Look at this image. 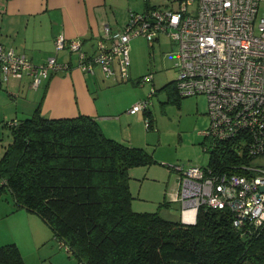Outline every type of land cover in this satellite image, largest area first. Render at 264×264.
<instances>
[{
    "label": "trees",
    "instance_id": "1",
    "mask_svg": "<svg viewBox=\"0 0 264 264\" xmlns=\"http://www.w3.org/2000/svg\"><path fill=\"white\" fill-rule=\"evenodd\" d=\"M54 47L68 50H57L55 43ZM96 68L103 73L96 66L90 74ZM24 76L28 75L21 79ZM164 90L175 102L183 97L174 81ZM142 101L150 103L148 96ZM148 106L139 111L144 122L149 120L147 126L144 123L147 131L152 127ZM4 127L10 141L0 156V198L8 194L14 211L22 209L40 218L74 264H264V227L235 228L229 208L200 206L193 224L165 219L158 210L132 209L129 172L156 161L142 147L107 137L93 118L82 114L49 118L38 103L31 116L7 121ZM202 137L209 161L201 168L214 174L243 173L239 169L249 160L226 143ZM166 204L163 199L158 209ZM0 264H24L14 243L0 246Z\"/></svg>",
    "mask_w": 264,
    "mask_h": 264
},
{
    "label": "built area",
    "instance_id": "2",
    "mask_svg": "<svg viewBox=\"0 0 264 264\" xmlns=\"http://www.w3.org/2000/svg\"><path fill=\"white\" fill-rule=\"evenodd\" d=\"M264 0H185L175 9L150 8L128 12L121 31L105 28L107 48L98 41L96 51L87 55L81 40H55L57 50L67 48L79 56V68L93 73L99 66L106 76L128 79L130 42L138 37L148 42L164 34L178 47L175 65L176 89L180 96L204 95L208 103L209 126L201 135L226 143L247 164L241 174H214L198 166L175 167L180 174L181 221L194 223L189 213L200 206L229 208L235 228L245 224L264 227V168L251 166L252 158L264 157ZM118 73L115 74L114 64ZM54 57L45 64H32L13 48L0 45V73L4 82L12 76L31 77L37 88L52 72L67 70ZM153 80L142 76L137 84ZM154 89L148 95L151 99ZM139 101L129 110L136 113L149 104ZM149 120H145V125ZM83 264V263H78Z\"/></svg>",
    "mask_w": 264,
    "mask_h": 264
},
{
    "label": "crops",
    "instance_id": "3",
    "mask_svg": "<svg viewBox=\"0 0 264 264\" xmlns=\"http://www.w3.org/2000/svg\"><path fill=\"white\" fill-rule=\"evenodd\" d=\"M121 1L125 2V6L119 9ZM152 7L157 6L150 4L149 0H0V45L14 48L34 65L43 64L50 56H55L61 64L70 65L69 70L52 74L49 80L43 81L37 88L30 87L29 76L20 80L10 77L4 82L0 73V127L6 129L4 124L7 121L31 116L40 103L41 113L49 118L86 115L98 122L107 137L141 147L143 137L135 127L141 123L143 114L129 112L138 102L137 98L128 101L107 98L109 96L105 88L111 87H104V81L110 77L101 73L100 69H96L94 74L83 72L79 68L78 55L68 50L56 51L54 43L59 35H63L67 41L81 39V50L91 55L96 51L98 41H103L107 48L110 46L105 38L106 27L112 33L121 31L129 11L141 13ZM161 35L165 37L164 34ZM161 35L154 42H159ZM129 66L130 75L137 81L143 73L131 66L130 61ZM117 67L115 62V74H119ZM116 79L112 78L114 81ZM152 89L154 88L150 92ZM4 136L5 133L1 130V138ZM1 154L2 152L0 156ZM133 170L134 168L129 172L130 177ZM163 196L167 199L165 212L171 206L170 203H177L180 208L177 219H181L183 206L179 176L175 195L170 199L165 193ZM20 212L26 213L22 209L14 211L13 206L0 205V246L8 243L20 245V239H26L28 234L34 241L42 239L45 231L42 223H36L33 219V225L19 222L14 218ZM189 216L195 218V211L190 212Z\"/></svg>",
    "mask_w": 264,
    "mask_h": 264
},
{
    "label": "rangeland",
    "instance_id": "4",
    "mask_svg": "<svg viewBox=\"0 0 264 264\" xmlns=\"http://www.w3.org/2000/svg\"><path fill=\"white\" fill-rule=\"evenodd\" d=\"M183 1L185 0H149V3L160 9H172ZM124 6L125 2L121 1L119 9ZM262 12L264 7L260 9V16ZM129 61L131 66H135L143 75L151 74L153 80L146 81L143 85L136 84V78L129 73V66V78L126 81L120 77L114 81L112 78L115 77H110L104 81V87H111L105 88L109 96L107 98L111 100L128 101L137 98L138 102L147 98L151 88L155 89L148 106L152 119L151 129L148 131L145 129L143 119L135 128L143 137L141 147L153 154L156 164L148 168H134L132 171L130 192L133 196V208L141 210L139 212L158 210L163 218L177 220L180 209L177 203H170L167 212L164 210L166 207L158 209V206L165 199L163 193L169 199L175 195L178 178L175 167H182L185 170L190 166L205 167L208 164L209 155L202 149L200 143L203 137L199 134L209 125L207 99L204 95H198L181 97L175 102L168 96L170 93L164 90V85L177 78L174 67L179 61L177 45L166 36L161 35L159 42H153L152 46L143 37L135 38L130 42ZM114 86L115 88H112ZM1 130L5 133L2 138ZM8 136V130L0 127V152L3 150V145L10 141ZM250 162L251 166L264 168V157L252 158ZM12 204L8 194L1 196L0 205L12 206ZM20 213L14 219L28 225L29 223L33 225V219L36 223H42V228L45 230L40 241H34L28 234L26 239H20V245L15 244L20 250L24 264L75 263L73 256L61 247L59 241L52 238L50 229L44 226L40 218L28 212ZM44 227H47L49 232Z\"/></svg>",
    "mask_w": 264,
    "mask_h": 264
},
{
    "label": "bare ground",
    "instance_id": "5",
    "mask_svg": "<svg viewBox=\"0 0 264 264\" xmlns=\"http://www.w3.org/2000/svg\"><path fill=\"white\" fill-rule=\"evenodd\" d=\"M179 5V4H178ZM79 40H81V39H79ZM81 46H82V40H81Z\"/></svg>",
    "mask_w": 264,
    "mask_h": 264
}]
</instances>
